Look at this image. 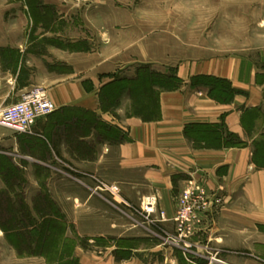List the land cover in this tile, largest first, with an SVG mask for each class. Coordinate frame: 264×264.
I'll list each match as a JSON object with an SVG mask.
<instances>
[{
    "label": "crops",
    "instance_id": "obj_1",
    "mask_svg": "<svg viewBox=\"0 0 264 264\" xmlns=\"http://www.w3.org/2000/svg\"><path fill=\"white\" fill-rule=\"evenodd\" d=\"M152 62L135 59L126 67L130 72L124 67L95 69L87 76L67 65L71 68L46 87L55 111L36 124L32 135L1 127L0 153L12 156L26 171L37 163L54 172L53 162L58 161L80 174L99 175L133 205H139L145 195L156 194L158 207L166 214L162 225L171 232L176 230L181 193L204 189L209 211L191 240L264 258V84L257 80L258 68L244 55L170 59L168 67L183 83L174 90L155 86L147 93L151 99L142 97L147 113L157 108L152 119L133 112L134 99L128 92L116 105L104 108L101 94L106 85L117 77H135L137 66ZM201 77L226 80L235 94L229 100L219 99L200 83ZM96 118L127 138L104 137ZM230 136L238 144H228ZM81 188H76L72 202L78 209L85 208L83 215L90 221L82 224V214L74 209L73 223L80 235L104 243L88 251L78 248L80 264H151L140 252L155 253L157 246L140 247V238L146 237L142 228ZM98 215L102 220L93 221ZM128 242L137 245L125 246ZM124 251L130 255L118 258L117 252ZM175 259L172 264H181L179 256Z\"/></svg>",
    "mask_w": 264,
    "mask_h": 264
},
{
    "label": "rangeland",
    "instance_id": "obj_2",
    "mask_svg": "<svg viewBox=\"0 0 264 264\" xmlns=\"http://www.w3.org/2000/svg\"><path fill=\"white\" fill-rule=\"evenodd\" d=\"M230 55L251 59L259 70L258 82L264 84V0H0V103L5 105L15 103L29 90L46 88L66 73V68L76 66L82 76L95 69L118 67L130 72L126 67L136 59L153 60L151 67L169 73L174 71L168 67L170 59ZM53 164L54 172L36 163L30 171L17 165V173L0 162V264H67L62 262L64 246L58 255L50 256L40 244L29 245L25 237H17V245L7 237L4 224L22 231L27 214L31 217L28 224L39 229L44 221L36 209L40 206L44 212L63 217L64 241L73 242L75 263L78 248L88 251L97 243L103 245L99 238L80 235L73 223L74 209L77 215L82 214V224L90 221L83 215V206L78 209L73 205L78 186L85 194L93 192L107 201L122 217L129 215V221L142 228L146 237L140 238V247L157 246L155 253L149 251L145 256V251L140 252L146 262L172 264L180 255L173 242L151 235L148 229L161 235L171 231L162 223L157 228L142 218L137 212L140 204H131L119 188L115 189L134 208L116 202L108 188L113 185L101 176L80 174L58 161ZM46 194L56 209L45 200ZM92 220L102 218L98 215ZM210 246L225 262L215 264H264L260 254ZM125 252L117 254L118 258H127L130 252ZM198 261L204 263L202 258ZM181 264L191 263L183 256Z\"/></svg>",
    "mask_w": 264,
    "mask_h": 264
},
{
    "label": "trees",
    "instance_id": "obj_3",
    "mask_svg": "<svg viewBox=\"0 0 264 264\" xmlns=\"http://www.w3.org/2000/svg\"><path fill=\"white\" fill-rule=\"evenodd\" d=\"M200 80H202L201 83L210 87L211 94L219 99L229 100L235 94V90L230 87L229 82L226 80L213 78V77H201ZM192 81H193L192 83L195 85L196 84L195 81L194 80ZM182 83L183 81L178 77L175 70L170 71L169 73H162L153 69L150 65H141L138 67L137 75L135 77L132 78L117 77L114 80V82L106 85L104 89H102V94H101L102 103L104 108L110 109L111 107L117 104L118 98L123 93L128 92L134 99L133 112L135 114L146 113L144 115V118L152 119V116H154V114L156 113L157 108L155 107L154 111L150 110L152 109L150 108L149 109L150 113H147L149 112L147 110L148 107L142 105L140 102L142 97L146 98L148 96L147 93L149 92V90L153 92L152 90L153 87L155 86H158L161 89L174 90V89H178L182 85ZM148 97L150 98V96ZM95 123L97 125L98 131L104 137L111 138L115 141H123L124 139L127 138L126 134L120 132L119 130L115 129L114 127L102 121H99L98 118L95 119ZM199 131L204 132V129L200 127ZM229 140L230 141L228 142V144H238V142L236 141L237 139L234 137H231ZM0 162L6 163L11 171L17 173L20 171L18 166L13 162V160L10 157L1 155ZM47 196L49 195L46 194L45 200L49 202V204L53 208L56 209L55 204H52L51 200L48 199ZM36 209L40 211L44 219L43 223L39 226V229H37L38 226H35L34 224L31 225L28 224L27 218L29 219L31 217L30 214H27L26 217H24V221H23L24 229L22 231H18L14 229L10 230L8 229L9 226L4 224V230L7 233V237H9L10 240L14 242V245H17L16 242L17 237H21V236L25 237V239H28L29 245H31L30 243L32 242L33 243L36 242L37 244H40L42 246L40 247V249L44 251L47 250L45 254L50 256L58 255L61 250L60 247L64 246L65 250L63 252V255L65 256V258H63L62 262L65 263V261H67V264L73 262H74L73 264H79V260L76 259V263H75L74 261L75 257L73 258V250H74V246L72 245L73 242L69 241V239L68 241H64L66 231H65L64 219H62L63 217L58 213L49 214L50 211L44 212L41 206L40 208L36 207ZM51 217L54 218L52 219ZM14 222H16L15 217L13 219V223ZM56 230H58L59 232H56ZM49 249H51L50 250L51 252H49ZM176 250L179 252L180 258H182L183 260V254L181 250L179 249ZM117 253L120 254L121 252H117ZM126 256L128 257L129 253Z\"/></svg>",
    "mask_w": 264,
    "mask_h": 264
},
{
    "label": "built area",
    "instance_id": "obj_4",
    "mask_svg": "<svg viewBox=\"0 0 264 264\" xmlns=\"http://www.w3.org/2000/svg\"><path fill=\"white\" fill-rule=\"evenodd\" d=\"M54 111L55 105L49 97L47 89L37 87L25 92L15 103L0 105V128H8L21 134L32 135L35 133L36 124ZM108 188L112 191L116 202L134 208L120 196L119 189H115L117 187ZM208 207L209 202L204 189H185L177 200L175 233L163 231V235H161L154 229L148 230L155 237L173 242L174 247L181 250L185 259L191 264L225 263L218 257L219 251L214 252L208 243L202 244L191 240V237L197 233L203 216L209 211ZM137 212L157 228H161L160 224L166 217L165 212L158 207L156 194L143 196ZM200 258L204 260V263L198 261Z\"/></svg>",
    "mask_w": 264,
    "mask_h": 264
}]
</instances>
